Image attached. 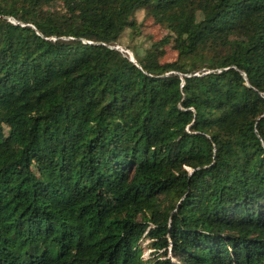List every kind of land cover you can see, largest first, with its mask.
<instances>
[{"label": "trees", "instance_id": "16d2710c", "mask_svg": "<svg viewBox=\"0 0 264 264\" xmlns=\"http://www.w3.org/2000/svg\"><path fill=\"white\" fill-rule=\"evenodd\" d=\"M0 264H264V0H0Z\"/></svg>", "mask_w": 264, "mask_h": 264}, {"label": "rangeland", "instance_id": "374dc122", "mask_svg": "<svg viewBox=\"0 0 264 264\" xmlns=\"http://www.w3.org/2000/svg\"><path fill=\"white\" fill-rule=\"evenodd\" d=\"M144 14L145 13L143 10L137 13L136 17L139 23H142L144 21ZM142 30L145 34H151L155 40L162 38L167 34V30H165L158 24H154L151 18H149L146 21L145 25L142 26ZM120 45L129 50V52H131V55L136 59L135 52H141L145 47L150 46V41L143 35H134L132 33V30L130 29L126 31V34L123 36ZM165 49L169 59L176 58L177 53L170 47V45L165 46ZM128 55L130 56L129 53ZM148 253L149 249H146L144 258L148 257Z\"/></svg>", "mask_w": 264, "mask_h": 264}, {"label": "built area", "instance_id": "2783aa9c", "mask_svg": "<svg viewBox=\"0 0 264 264\" xmlns=\"http://www.w3.org/2000/svg\"><path fill=\"white\" fill-rule=\"evenodd\" d=\"M115 48H117L118 50H120L123 53H129L131 55V52H129V50L125 49L122 45L118 44L115 46Z\"/></svg>", "mask_w": 264, "mask_h": 264}, {"label": "water", "instance_id": "95a60500", "mask_svg": "<svg viewBox=\"0 0 264 264\" xmlns=\"http://www.w3.org/2000/svg\"><path fill=\"white\" fill-rule=\"evenodd\" d=\"M130 58L132 61L136 62V59L132 55H130Z\"/></svg>", "mask_w": 264, "mask_h": 264}]
</instances>
